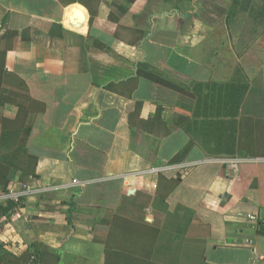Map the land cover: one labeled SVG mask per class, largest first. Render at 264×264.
Wrapping results in <instances>:
<instances>
[{
  "label": "crops",
  "instance_id": "crops-1",
  "mask_svg": "<svg viewBox=\"0 0 264 264\" xmlns=\"http://www.w3.org/2000/svg\"><path fill=\"white\" fill-rule=\"evenodd\" d=\"M2 58L0 264L264 256V0H0Z\"/></svg>",
  "mask_w": 264,
  "mask_h": 264
},
{
  "label": "trees",
  "instance_id": "trees-1",
  "mask_svg": "<svg viewBox=\"0 0 264 264\" xmlns=\"http://www.w3.org/2000/svg\"><path fill=\"white\" fill-rule=\"evenodd\" d=\"M117 37V36H116ZM0 63H1V66H3V58L0 60ZM143 68V65L139 64L138 65V75L141 76V69ZM145 75V74H144ZM146 78H153L155 79L156 81L159 80L157 78V76L153 75V74H146ZM132 82L135 81L134 80H131ZM129 82V81H128ZM114 85L110 84V85H107L105 88L108 89V90H112ZM239 100H241V96H242V93L240 92L239 93ZM27 112V108L25 109L24 106H20L19 107V110H18V118L22 120V123L24 122L25 118H26V113ZM5 122V121H4ZM187 150H183L182 152H179L177 153L173 158L172 160L170 161L171 164H176V163H179L182 161L183 157L185 156ZM15 175V172L14 170H12V168L8 167L7 165L3 164V163H0V186L5 190L9 184V182L12 180V178L14 177ZM177 180L175 181H168L166 179H164L163 177H161L159 175V184H158V189H157V192L158 194H160V191H161V188L164 187L165 184H169V186L171 187H174L175 186V183H176ZM257 233L259 235H264V221L260 220L258 221L257 223Z\"/></svg>",
  "mask_w": 264,
  "mask_h": 264
},
{
  "label": "rangeland",
  "instance_id": "rangeland-1",
  "mask_svg": "<svg viewBox=\"0 0 264 264\" xmlns=\"http://www.w3.org/2000/svg\"><path fill=\"white\" fill-rule=\"evenodd\" d=\"M229 2H230V0H222V6L225 8H227L228 6H229ZM209 11H212V10H209ZM212 12H214V11H212ZM212 12H210L208 15H207V19L209 20V21H213L214 19H219L220 21H218V22H221L222 23V25L224 26L225 25V23H226V16L224 15V14H222V13H219V14H217L216 15V13L213 15V13ZM221 14V15H220ZM239 19H241V20H238V23H241V27H242V29H243V31H240L239 33H237V40H239V44H240V42L242 41V39H244V45H246V43H247V40H249V39H251L249 36H248V34H247V32H246V29H247V21H246V19L245 18H243V16H240V17H238ZM232 22H233V24H234V19L232 20V19H230ZM240 21V22H239ZM229 23H230V21H229ZM228 23V24H229ZM245 30V31H244ZM249 32V31H248ZM238 43V42H237ZM236 45V44H235ZM237 46V45H236ZM245 48V47H244ZM244 48L243 47H240V46H238V49H236V51L238 52V54L240 55L241 53H242V51L244 50Z\"/></svg>",
  "mask_w": 264,
  "mask_h": 264
},
{
  "label": "built area",
  "instance_id": "built-area-1",
  "mask_svg": "<svg viewBox=\"0 0 264 264\" xmlns=\"http://www.w3.org/2000/svg\"><path fill=\"white\" fill-rule=\"evenodd\" d=\"M247 219L250 221H256V217L254 215H247ZM256 264H264V256H260Z\"/></svg>",
  "mask_w": 264,
  "mask_h": 264
}]
</instances>
